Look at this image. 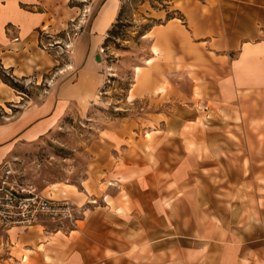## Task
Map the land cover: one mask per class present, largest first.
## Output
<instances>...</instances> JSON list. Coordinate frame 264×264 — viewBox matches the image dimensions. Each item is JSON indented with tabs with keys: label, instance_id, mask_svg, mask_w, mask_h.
I'll return each instance as SVG.
<instances>
[{
	"label": "crops",
	"instance_id": "crops-1",
	"mask_svg": "<svg viewBox=\"0 0 264 264\" xmlns=\"http://www.w3.org/2000/svg\"><path fill=\"white\" fill-rule=\"evenodd\" d=\"M73 2L0 0V66L46 90L24 100L0 78V108L11 105L3 111L9 115L17 108L0 121V165L67 116L88 111L105 83L100 50L121 1ZM195 2L183 0L182 7L211 42L215 15L197 16ZM72 25L83 32L52 77L40 41L61 38ZM42 30L49 34L40 38ZM224 31L213 50L221 59L206 67L198 86L192 81L190 99H197L198 88L211 112L202 119L204 129L187 124L198 122L194 105L172 120L176 126H142L131 115L112 119L98 142L107 150L98 168L107 186L103 197L86 203L74 228L14 227L8 238L0 232V264H264V36L234 45ZM136 93L132 89L129 100ZM152 133L154 140L147 139Z\"/></svg>",
	"mask_w": 264,
	"mask_h": 264
},
{
	"label": "rangeland",
	"instance_id": "rangeland-1",
	"mask_svg": "<svg viewBox=\"0 0 264 264\" xmlns=\"http://www.w3.org/2000/svg\"><path fill=\"white\" fill-rule=\"evenodd\" d=\"M80 1L74 0L73 3L80 4ZM120 1V13L112 25L114 32L108 33V39L104 40L100 50L107 78L96 101L88 111L67 116L48 135L20 145L0 165L1 168L9 161L13 168V174L5 179V183L0 179V186L14 192L32 190L58 199L67 198L74 202L78 220L85 216L86 203L95 201L94 197L101 199L102 192L107 189L98 169L100 162L106 159L107 150L98 142L103 128L112 119L138 116L142 126H160L161 121L180 120L179 117L189 115L192 113L191 105H194L195 111L199 112L198 122L187 124L203 130L202 119L211 112L204 110L205 103L198 99V88L195 89L197 99H190L192 81L198 86L207 76L204 73L206 67L221 59L213 50L219 47V41L225 40V27L234 45L247 38L264 36L258 30L264 28V0H203L202 4L196 0L193 10L197 16L211 12L215 15L218 30L211 37V42L208 37L201 36L208 30L198 33L182 7L183 0ZM75 28L83 30L81 26L72 25L66 32L58 34H63L62 39L57 37L47 44L40 41L41 49L45 50L41 53L49 60L50 72L46 74L53 73V77L61 71V64L66 66L64 62L70 45L76 39L72 35V30H77ZM47 34L42 30L40 38ZM252 60L249 57L250 70L255 71L256 64ZM137 67L142 71L138 72ZM140 72L141 79L149 77L150 84L144 80L143 84L139 83ZM0 78L24 100L32 101L34 96L46 91L45 87L36 89L35 79L28 85L1 66ZM134 88L136 97L129 100ZM7 106L13 108L3 104L0 121L10 120V116L17 112L16 108L13 114L4 113ZM171 123L176 126L175 121ZM155 135L152 133L146 138L154 140ZM109 156L113 160L110 153ZM40 225L49 230L73 226L68 220L49 219H44ZM0 232L8 238L7 230L0 228Z\"/></svg>",
	"mask_w": 264,
	"mask_h": 264
},
{
	"label": "built area",
	"instance_id": "built-area-1",
	"mask_svg": "<svg viewBox=\"0 0 264 264\" xmlns=\"http://www.w3.org/2000/svg\"><path fill=\"white\" fill-rule=\"evenodd\" d=\"M72 30L73 37L77 38L82 29ZM71 36V33H69ZM18 35L14 40H18ZM46 46V45H45ZM13 174V168L7 161L0 168V179H5ZM20 193L0 186V228L8 230L14 227L29 228L40 224L44 219L53 221L68 220L74 227L78 224L74 202L67 198H56L52 195L35 193L32 190ZM68 226V228H73Z\"/></svg>",
	"mask_w": 264,
	"mask_h": 264
},
{
	"label": "water",
	"instance_id": "water-1",
	"mask_svg": "<svg viewBox=\"0 0 264 264\" xmlns=\"http://www.w3.org/2000/svg\"><path fill=\"white\" fill-rule=\"evenodd\" d=\"M96 59H97V61H101V55H100V53H98V54L96 55Z\"/></svg>",
	"mask_w": 264,
	"mask_h": 264
},
{
	"label": "trees",
	"instance_id": "trees-1",
	"mask_svg": "<svg viewBox=\"0 0 264 264\" xmlns=\"http://www.w3.org/2000/svg\"><path fill=\"white\" fill-rule=\"evenodd\" d=\"M113 32H114V29H113V28L110 29V32H109V33L111 34V33H113ZM107 39H108V38H107Z\"/></svg>",
	"mask_w": 264,
	"mask_h": 264
}]
</instances>
